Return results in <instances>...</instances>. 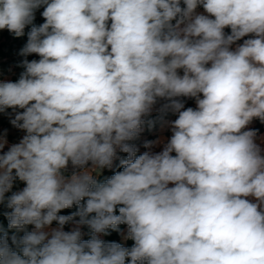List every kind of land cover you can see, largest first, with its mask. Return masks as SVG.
I'll return each mask as SVG.
<instances>
[{
    "label": "clouds",
    "instance_id": "1",
    "mask_svg": "<svg viewBox=\"0 0 264 264\" xmlns=\"http://www.w3.org/2000/svg\"><path fill=\"white\" fill-rule=\"evenodd\" d=\"M183 5L0 0V30L17 37L41 6L45 18L21 50L40 59L24 60L17 82H0V112L11 108L10 122L26 131L0 154V203L14 179L24 181L8 197V227L34 225L11 236L19 252L0 235V264H264V157L256 132L241 131L264 121V0ZM198 5L215 19L196 14ZM158 97L167 101L161 111L179 113L173 135L161 153L136 157L127 141ZM180 97H196L197 109L181 111ZM6 143L0 138V150ZM117 148L128 154L123 170L97 182L86 166L110 168ZM250 195L256 203L242 198ZM73 205L75 213L58 215ZM75 217L91 239L79 227L63 230ZM53 221L60 227L44 231ZM120 224L130 249L99 239Z\"/></svg>",
    "mask_w": 264,
    "mask_h": 264
},
{
    "label": "trees",
    "instance_id": "2",
    "mask_svg": "<svg viewBox=\"0 0 264 264\" xmlns=\"http://www.w3.org/2000/svg\"><path fill=\"white\" fill-rule=\"evenodd\" d=\"M44 11V6L39 7L35 10L34 16L37 15L38 17H34L33 23L31 25H28L24 29V34L17 37L14 34L10 33L7 29L4 34L6 38V42L0 45V71L2 72V75L9 74V68L11 66L14 67V70L17 71L18 78H20L21 74L26 70L22 66V62L24 60H28L31 62L32 60H38L40 59L38 54L32 53L27 56H24L21 54V50L24 48V46L27 44L28 41V33L31 30V27L37 26L39 27L43 23H45V18L42 16V12ZM214 17V16H213ZM215 19V17H214ZM173 24H175V20L172 21ZM111 24V20L107 21V25ZM224 32L226 34H231V28L226 27L224 29ZM3 59H6V61H2ZM17 78V81H18ZM12 110L11 108L6 109L5 111ZM3 111V112H5ZM3 112H0L3 113ZM173 114L171 112H160L158 114H154L152 116H147L143 121L144 123L141 125V128L144 129L143 134L147 135V140L143 142L140 138V134L137 138L127 141V143L133 145L136 149V157L139 155H142V150L145 148V143L149 142L154 138L153 133H155L159 127L163 124V121L167 118L172 117ZM255 121H257V126L255 127V132H261L264 130V121H261L259 118H254ZM25 131V130H24ZM26 132V131H25ZM128 154L121 152L119 149L116 153L115 161L110 169H107L103 171L101 174L94 176V178L99 183L105 182L108 178L113 176L116 172L123 170V165H121L120 161L127 159ZM135 158V157H134ZM13 174H15V170H13ZM26 186V183L24 181H21L19 178L14 179L12 188L5 193V199L2 203H0V235H2L4 232H6L9 236V246L14 250L19 252V249L12 244L11 242V236L15 234L18 238L22 237L25 232H31L34 230V225H26L23 230H16V229H10L8 227L9 220H8V213L11 212V209L7 206V200L8 197H10L13 193L21 191ZM87 198H85L86 200ZM85 200H82L81 203H84ZM122 205L117 206V211L115 214L119 215L118 208ZM78 210L77 205H73L71 208H66L61 210L58 215H71L72 213H75ZM94 215V214H93ZM76 220H79V217H75L73 221H69L66 223L63 228L66 231H70L71 226L75 223ZM51 226H60L58 222L53 221ZM128 228V225L126 224H120L116 230H113L109 228L106 233L100 234L102 237L99 238L105 243H118L126 248H132L135 244V242L128 238L126 243L121 242V236L123 231ZM82 233L83 237L81 238L83 241H87L91 239L92 237V230L87 225H82ZM125 264H128V260L126 259ZM145 264L147 262L145 261Z\"/></svg>",
    "mask_w": 264,
    "mask_h": 264
},
{
    "label": "crops",
    "instance_id": "3",
    "mask_svg": "<svg viewBox=\"0 0 264 264\" xmlns=\"http://www.w3.org/2000/svg\"><path fill=\"white\" fill-rule=\"evenodd\" d=\"M195 13L196 14H202V15H206L208 16L210 19H214V17L207 13L206 10L202 7H199L197 6L196 10H195ZM250 38H254V34H248L242 38H240L239 40L235 41L231 46H230V50L232 51H235L236 48L240 45H242L244 43L245 40L247 39H250ZM207 67H210L211 66V62H209L208 65H206ZM9 74H11V78H10V81L9 82H17V77H14V74H12V71L13 73L16 72V70H14V67L11 66L9 68ZM177 73L178 75L180 76H183V69H178L177 70ZM9 74H6V75H9ZM5 76V75H4ZM3 78V77H0V79ZM4 81L6 82V79H4ZM199 98H203V94H199ZM184 107L181 109V111L183 110H186L187 108H193L194 110L197 109L198 105H197V98L196 97H180L179 98ZM167 103V101L164 99V98H157L156 100V103L152 106L150 112L146 115H144L142 117V119L144 120L147 116H152L154 114H158L160 112H164V111H161V108L159 107H156L158 106L159 103ZM17 111H23V109H17ZM168 112H171L173 114L172 117L170 118H167L163 121V124L159 127V129L153 133V136L154 138L152 140H150L149 142H152L148 147H145L141 152L142 154L144 153H149L151 155H155V154H159L161 153L164 148L167 146V144L170 142L171 140V137L173 135V129H172V125H173V122L178 118V116H176L172 111H168ZM10 113H13V110H9V111H5L3 113L0 114V138H3V139H6L7 143L5 144V147L0 150V154H2L3 152H6L8 151V149L10 148L11 145L13 144H17V143H14L15 141H18V143L22 140V138L26 135V132L22 129H19V128H16L12 125V123L10 122L11 118L9 117ZM257 126V121H255V119L253 118V120L245 126V128H243L241 131H249V130H254L255 131V127ZM10 128H14L15 129V134L14 136L9 132ZM142 129V132H140V138L143 142H145L147 140V135H144L143 132H144V129ZM254 143L259 147L260 149V155L262 157H264V130L261 131V132H256V135L254 137ZM119 148L116 149V153H117V150ZM171 155L175 156L176 153L173 152L171 153ZM115 161V158L113 160V163ZM112 163V165H113ZM87 169L90 171L91 175L94 177L96 175H99L101 174L103 171L107 170V169H110L108 167H105V168H94L91 164V162H89V164L86 166ZM66 175H68L67 177H70L72 172H66L64 173ZM175 184L173 182H169L168 184V187H174ZM26 187V186H25ZM23 190V189H22ZM21 190V191H22ZM244 199H247L249 200L250 202L252 203H256L257 202V199L254 197V196H248V197H242ZM259 210V209H258ZM60 226H51V225H48L46 226L43 230L46 231V232H51L52 229H57L59 228ZM72 227H79L80 231L82 232V225H77L76 223H74L72 225ZM64 231H66L64 228H63ZM83 237V235H82ZM99 238H101L99 236Z\"/></svg>",
    "mask_w": 264,
    "mask_h": 264
},
{
    "label": "rangeland",
    "instance_id": "4",
    "mask_svg": "<svg viewBox=\"0 0 264 264\" xmlns=\"http://www.w3.org/2000/svg\"><path fill=\"white\" fill-rule=\"evenodd\" d=\"M181 6L182 7H184V5H183V0H181ZM199 7H202L203 8V6L202 5H198ZM34 17H38L37 15H35ZM109 27H110V25H108ZM5 32H6V29H2V30H0V45L1 44H3L4 42H6V38H5V36H4V34H5ZM39 60V59H38ZM37 60V61H38ZM2 61H6V59H3ZM12 74H14V77H19L18 76V74H17V71L15 72V73H13V71H12ZM11 76V74H9V75H2V72L0 71V77H3V78H1L0 79V82H5L4 81V79H6V82H9L10 81V77ZM20 78H18V80H19ZM179 99V98H178ZM165 104V102H163V103H159L158 104V106H156V107H159V108H162V106ZM176 116H179V113H177V112H173ZM10 116V118L11 119H13L14 118V113H10L9 114ZM9 132L14 136V134H15V129L14 128H10V130H9ZM140 132H142V129H141V131ZM18 141H19V139L17 140V141H15L14 143H18ZM66 172H73V168H72V166H71V163H69V165H68V167H67V169L66 170H63V175L65 176V177H67L68 175H66V174H64V173H66ZM75 227H72L71 226V229H70V231H72L73 229H74ZM128 232H129V228H126L124 231H123V233H122V236H121V242L122 243H126V241L128 240ZM82 233V232H81ZM82 235H83V233H82ZM98 236H100V237H102L100 234H98ZM81 238H82V236H81Z\"/></svg>",
    "mask_w": 264,
    "mask_h": 264
}]
</instances>
